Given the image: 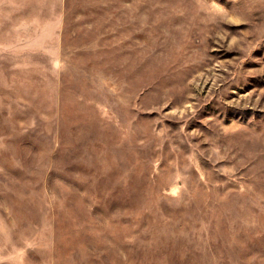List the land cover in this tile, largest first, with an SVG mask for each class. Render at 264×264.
Returning a JSON list of instances; mask_svg holds the SVG:
<instances>
[{"label":"rangeland","instance_id":"374dc122","mask_svg":"<svg viewBox=\"0 0 264 264\" xmlns=\"http://www.w3.org/2000/svg\"><path fill=\"white\" fill-rule=\"evenodd\" d=\"M0 264H264V0H0Z\"/></svg>","mask_w":264,"mask_h":264}]
</instances>
